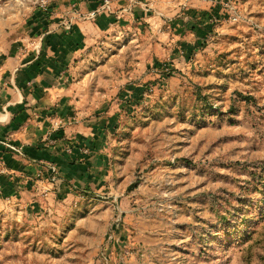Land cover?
<instances>
[{"label":"rangeland","instance_id":"rangeland-1","mask_svg":"<svg viewBox=\"0 0 264 264\" xmlns=\"http://www.w3.org/2000/svg\"><path fill=\"white\" fill-rule=\"evenodd\" d=\"M94 2L0 0V47L32 46L41 20L68 33ZM230 2L224 30L196 16L201 44L160 42L163 59L144 24L81 55L77 108L107 109L109 154L73 187L56 167L1 182L0 264H264V0Z\"/></svg>","mask_w":264,"mask_h":264},{"label":"crops","instance_id":"crops-1","mask_svg":"<svg viewBox=\"0 0 264 264\" xmlns=\"http://www.w3.org/2000/svg\"><path fill=\"white\" fill-rule=\"evenodd\" d=\"M105 1L92 3L90 13L97 12L96 16L73 25L68 33L47 30L51 23L41 20L37 29L46 31L32 46H24L19 52L18 46L15 51L0 47V185L5 182L12 187L14 181L26 185L35 178L48 186L56 167L59 182L73 187L76 182L72 181L84 179L85 171L98 167L100 157L106 159L107 139L102 137L113 128L107 122V109L100 107L91 113L87 108L78 109L88 97L75 94L80 85L70 78L78 61H84L81 55L94 58L95 51L101 46L105 49L117 32L123 33L121 23L151 25L157 37L155 58L163 59L160 42H167L168 47L178 41H186L188 48L200 45L201 41L192 36L195 31H190L196 16L200 19L194 26L207 25L219 32L226 28L233 5L230 0H114L120 4L117 11L125 10L118 17V13L101 12ZM242 1L245 5L248 0ZM236 6L244 8L240 0ZM105 103L109 107L108 98ZM100 139L105 142L103 146Z\"/></svg>","mask_w":264,"mask_h":264},{"label":"built area","instance_id":"built-area-1","mask_svg":"<svg viewBox=\"0 0 264 264\" xmlns=\"http://www.w3.org/2000/svg\"><path fill=\"white\" fill-rule=\"evenodd\" d=\"M110 3H111L110 0H106V1H105V5H104L105 10H108V11L111 10V7L109 6ZM110 12H111V11H110ZM96 14H97V12H92V13H90V14H88V15H85V17L81 18L80 20H81V21L83 20L82 22L87 21V20H91V19H93V18L96 16ZM80 16H81V15H80ZM72 26H73V24L69 25V29H71Z\"/></svg>","mask_w":264,"mask_h":264}]
</instances>
